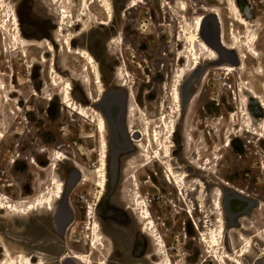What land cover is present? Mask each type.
Returning a JSON list of instances; mask_svg holds the SVG:
<instances>
[{
    "label": "rangeland",
    "instance_id": "374dc122",
    "mask_svg": "<svg viewBox=\"0 0 264 264\" xmlns=\"http://www.w3.org/2000/svg\"><path fill=\"white\" fill-rule=\"evenodd\" d=\"M3 1L13 10L16 9L24 39L34 47H27V57H23L21 50L12 51L13 14L10 9L0 6V133L5 136L0 141V194L9 197L6 202H10L11 205L19 203V208L22 209L27 206L22 205V201L34 202L49 190H53L54 177L66 182L69 173L75 171V166L64 158L61 161L56 160L57 153H61L63 157H71L65 153L64 142L69 144V150L78 157L76 161L84 166L86 182L79 183L72 193L75 219L67 229L63 228L64 235L58 233L52 224L54 209L48 211L41 208L26 215L1 210L0 206V264L7 261L5 255L7 250H10L14 257L18 254L29 256L36 264L41 261L45 264H69L71 262L64 260L63 257L69 255L70 250H79L77 247L79 245H68L80 242V239L90 240L92 237L88 230L90 222L103 223V232L107 237L111 236L112 230L110 219L101 213L102 209L99 212L93 210L96 209L93 203L97 204L99 200L97 208L98 205L103 207L102 201L108 197L103 193V195L97 193L99 188L94 190L84 185L92 182L95 177L93 161L97 155L93 151V142L90 138L95 130L92 123L95 117L82 119L66 108L60 95L61 85L54 86L50 72L53 60L58 74L66 80H72L74 100L84 107L95 109L96 104L85 99L81 81H73V78L85 77L87 63L78 55L67 54L60 44L54 45L57 52L52 55L47 53L45 46L47 43H40L44 40L53 43L52 34L57 29V24L53 26V22L57 23V16H52L47 10L46 4L49 0ZM109 1L113 9V20L111 22L108 20V13L100 9L99 4L91 6L98 20H92L89 18L90 15L83 18L84 21L80 22V37L73 42V48L90 52L99 65L106 92H97L92 83L90 88L95 98L101 99L110 89L115 88V83L121 84L122 81L117 77L124 82L130 81L131 86L133 79L136 78L139 87H148L147 91L150 92V85L145 84L149 79L144 75L148 72V63L158 62L164 70V75H161L159 80L162 88H159L155 95L152 92L146 95L144 101L139 100L138 105L143 110L142 113H133L131 121L129 118L128 121L133 130L144 132L149 128L153 133L154 130L161 129L162 137L167 138L171 121L175 120L172 157L178 164L175 166V172L188 175L186 186L182 189L186 193L168 182L164 164L166 161L162 160L163 157L160 160L158 156L160 161L158 164L164 172L163 187L161 180L155 182L161 190L160 193L148 183V195L145 197L157 203L156 206L150 205L156 207L154 218L156 221L158 219V227L165 239V249L177 264H217L215 258L218 255L236 257L237 253L244 249L243 239L250 238L253 241L252 248L242 258V262L264 264V257L263 260H258L259 253L255 249L258 243H262L264 247L262 234L264 228H254L258 221L257 213L261 211L252 213L253 216L248 222L249 226L253 227L247 231L238 232L225 228L221 244L227 241L230 243L232 251L228 253L212 248L208 241H201L200 232L193 230V222H197L204 233H208L209 229L217 231L218 225L215 220L219 218L220 210L215 202L221 200V212L224 215L223 201L229 191L224 182L247 193L258 194L257 199L264 204V142L260 141L258 136L245 132L247 110L254 120L255 133H261V123L264 122L262 100L253 94L256 92L264 100V0H236L244 19L250 24L249 27H243L237 22L229 0H168L167 6L164 0H143L144 4L139 6H142V9L137 10L129 9L132 0ZM145 1L148 5L143 6ZM161 3L165 6L162 11L168 14L170 21L167 23L161 19L156 21L155 24L165 25L155 30L151 21H146L144 15L156 12L162 14L159 10ZM74 4L76 15V12L84 9L85 5L81 0H74ZM183 5L186 7L185 11L182 10ZM213 11L218 12L223 21V33L228 45L238 47L237 51L233 52L248 59H244L242 68H239L238 64L230 65L229 67L234 66L235 71L228 75L221 70L223 64L220 57L216 61H211L210 56L200 50L202 61L199 62L198 68L181 80V105L178 108L172 99V88L177 81L178 70L193 64L190 60H180L181 53L187 54L185 38L191 33V26L196 19L203 17L205 25L201 29V37L207 39V36L211 35L215 39ZM128 13L141 14L137 26L139 31H132L130 23L121 17ZM104 22H109V26L99 25ZM36 24L41 26L37 28ZM151 32L154 39L158 35L161 41L172 42L174 35L179 39L178 43L171 44L172 52L162 51L168 56L164 57V61L157 60V57L162 56L161 53H134L130 50V46L139 44L133 43V38L140 42ZM38 36L42 37L39 39ZM139 38L141 40H138ZM237 38H243L245 46L251 44L255 38L256 46L253 45L255 49L257 48L258 56L243 48L241 42L237 43ZM216 41L209 42L215 44ZM114 78L116 79L113 80ZM1 83H4V89H1ZM122 88L126 89L127 86ZM73 91H80V98L76 97ZM144 119L149 121L150 125L147 128ZM146 138L142 134V141L139 144L149 146L150 155L144 157L138 148L134 155L137 162L133 165L137 170L129 168L130 170L126 172L123 188L128 193L124 196V200L130 201L128 204L133 200L130 191L134 189L130 175L140 177V161L142 163L150 161V165H156L157 162L154 155L157 142L153 141L152 134ZM230 140L234 142L232 146L226 148ZM180 143H184V146H180ZM31 159L35 160L36 165L30 162ZM178 166L180 169L176 168ZM197 167H204L205 171H199ZM95 173L97 174V171ZM97 181L98 179L95 184ZM197 181L205 185L202 191L197 186ZM87 189L90 190V195L87 194ZM68 193L69 190L65 195ZM87 199L94 201L89 203L92 210L85 218L80 215L79 208L80 201L86 202ZM59 200L57 199V202ZM261 207L264 209V206ZM190 210L194 217L188 215L187 212ZM68 214L67 210H64L61 217L65 218ZM129 217L127 212L117 216L118 220L125 224L130 221ZM32 221L36 222L37 231H42L37 232L34 238L30 229ZM43 221L46 224H43ZM125 233L133 237L138 231L129 227ZM256 234L262 235L260 239H254ZM164 239L162 237L163 242ZM101 261L109 264V252L106 257L99 258V262Z\"/></svg>",
    "mask_w": 264,
    "mask_h": 264
},
{
    "label": "flooded vegetation",
    "instance_id": "af4514ba",
    "mask_svg": "<svg viewBox=\"0 0 264 264\" xmlns=\"http://www.w3.org/2000/svg\"><path fill=\"white\" fill-rule=\"evenodd\" d=\"M167 2V4L169 5L168 0H165ZM48 4H50L51 6H49ZM48 4H46L47 6V10L49 11V13L52 16H57V23L53 22V26H56L57 24V29L55 32H53V43L48 41V40H44L41 41L40 43H49L51 44L55 51L56 48L54 45H59L62 47V44L58 41L59 37H63L68 35V32L72 33V35L75 37V39L73 40V42L80 37V23H77V25H75V27H73V29H71V31L64 29V32L66 31L67 33H63L62 32V17L60 14L61 8L59 6V4L57 3H53L52 1L48 2ZM148 5V2L145 1V5ZM159 10H163V8L165 6L161 4H159ZM167 6V5H166ZM137 9H142V6ZM14 12L17 14L16 9H14ZM168 14L164 13L162 11V14H158L156 13H147L144 15V17L146 18V21H151L152 26L155 28V30H158V28L160 27H164V23H167V21H170L169 16H167ZM18 16V14H17ZM121 17L123 19H125L126 21H128L130 23V26L132 27L131 30H135V31H139L140 29L137 27L139 24V20L141 17V14H131L128 13L127 15L123 14L121 15ZM163 20L164 23H158L155 24L156 21L159 20ZM20 24V21H19ZM71 25V24H70ZM41 25L36 24V27H40ZM50 29H53L52 26H49ZM20 31L22 33V37L24 38L22 29H21V25H20ZM174 33H176V31H174ZM148 37H145L143 40H141V38H139V41H135L133 38V43H139L138 45L133 44L132 46H130V50L134 53H161L162 56L157 57V60H162L164 61V57H168L167 54L162 53V51H167V52H172L171 50V44H174L175 42H179V39L176 37V35H174V39L173 41H161L160 36H155V39L152 37L153 33H148L147 34ZM42 36H38V38L40 39ZM130 37H134L132 35H130ZM207 39L211 42H213L214 40H217V42H219V38H213L211 35L207 36ZM228 50L230 52H225V50H223L224 52H222V55L220 58V62H222L223 66L222 67H229L230 65H239V68L243 67V64H241L238 60V57H242L240 54L238 53H234L231 48L230 45H228ZM75 50V49H74ZM78 51H80V49H77ZM57 52V51H56ZM236 52V51H235ZM169 60V58H168ZM229 62V63H228ZM55 64V63H54ZM98 65V63H97ZM148 72L144 73V75L149 79L148 81L145 82L146 85H150V92L147 91L148 87H144L141 88L139 87V82H136V78L133 79L132 83L133 86L131 88V92L134 95V102H136L138 104V101L145 98L146 95H148L149 93L152 92V94H156L159 91V88H162L159 85V80L161 79V75H164V70L162 69V67L160 66V64L157 62L155 64H151L148 63ZM232 68L234 66H231ZM67 69V68H66ZM234 69V68H233ZM98 71L100 74V78H101V82L104 88V92H106L105 89V81L101 75L100 72V68L98 65ZM150 73V74H148ZM76 76V75H75ZM117 77V75H116ZM95 78H92L93 84L95 83L94 81ZM116 78H114L113 80H115ZM117 79L119 81H122L121 84L119 83H115V88L110 89V91H108L105 95H103V97L100 98H95L93 93L90 92V95H92L90 97V95L88 94L90 89H88L87 87H85L82 84V80L80 77H76L75 79L73 78V81H77L80 82L81 81V86L83 87V93L85 95V99L89 102H91L92 104H96L95 109L93 108H88V107H84L81 104L77 103L74 98H73V94H72V98L74 100V102L76 104H78V106H82L85 109H92L93 112L95 113V116L97 115H101L104 119L105 122V128H106V144H107V149H106V172H107V180L105 183V188L100 191L99 189H97L98 187L96 186L95 182L97 180L96 177V171L98 170V167L101 165V161H102V157H103V153L104 150L101 146V141H100V134L97 132L95 125H94V133L92 136H90V138L92 139L93 142V151L96 153L97 158L95 159V161H93V165H94V180L90 183L84 184L87 188H93L94 190H99L97 191V193H103L104 196L106 195L108 198L105 199L104 201H102L103 203V207H101L100 205H98L97 208V204H99V200H97V204L93 203V199H87L86 202L80 201V215H83V217L87 218L89 215L88 213L90 212V210H92L91 206L89 205L90 202L93 203V206L95 205L97 212H99L101 209V213L105 216L107 215L110 219V226L112 228L111 230V236L107 237L105 236L104 232H103V223L101 224L100 222H97L98 225L101 227V231L104 234L106 240H105V245L106 248L105 250L103 249L102 251L99 252H93L90 249V243L94 238L93 233L90 231V240H84V239H80V242H75V244H70L68 246L71 245H79L77 246L79 250L76 251H71L70 250V254L68 256H72V254L74 252L80 253V254H88L90 255V257L92 258V261L94 264H101L104 263V261L99 262V258H104L107 255V252H109V264H138V262L140 261L141 264H160L162 263L161 258L159 257V255L157 254V246H156V241L153 238V236L151 235V233H147L146 229L148 228L149 223L148 222H144L141 219V216L139 215V210L142 207H145L146 205V209L147 207H149L151 214L153 216V218L156 216V205L157 203H154L153 200H148L145 197L148 195V183H151L157 190L158 192L161 193V190L159 189V186H157V184L155 185L156 181L161 180V184H162V179L164 177V172L162 171V169H160V165L158 164V162H160L158 160V158L155 159L157 160V162L155 163L156 165L151 164L150 165V161H145V162H141L140 161V177L135 175L131 177V182H132V186L134 187V189L132 191H130L132 193L133 196V200L131 201V204H128V200H124V196H126V194H128L126 191H124V183H125V176H126V172H128L130 169H135L137 170V167H134V163L137 162L134 158V155L138 152V148L139 150L143 153V149L141 148L142 144L140 145L139 142L142 141V134L143 131H140L138 129H132L133 126H129V120L131 121L132 116L134 115L131 111V106H129V99H130V86L128 81H123L120 77H117ZM71 84H72V80L68 79ZM130 82V81H129ZM128 85V86H127ZM111 86V85H110ZM126 87L127 86V90L122 88V87ZM138 86V87H137ZM142 89H144V91H142ZM96 91L98 92V90L96 89ZM137 91V93H136ZM75 92L74 95L78 98H80V91ZM74 96V97H75ZM80 100V99H79ZM51 101V100H50ZM141 109V108H140ZM142 110V109H141ZM143 111V110H142ZM75 113V112H74ZM93 113V114H94ZM98 117V116H97ZM94 122V121H93ZM92 122V123H93ZM156 142V141H155ZM233 140H230L229 144L232 146L233 144ZM65 145L63 146L65 148V153H68L69 156H65L67 162H72L73 165L75 166V171H71L69 173V177L68 180L66 182H62L64 184V193L62 195V199L59 200L58 202L55 203L54 205V209L55 211L53 212V221L52 224H54V228L57 230L58 233H61L59 231V227L57 223H54V220L58 219V217H61V213L64 210H68L71 212V218L70 221L67 222L66 226L64 227L65 229H67L71 223L73 222L74 218H75V208L73 206L72 200H71V196L73 191L76 189L77 185L81 182H86V180L84 179L85 177V173L83 171L84 166L80 165L76 160L78 157H76L74 155V152L72 150H69L70 146L67 142H64ZM232 143V144H231ZM31 145H33V143H30ZM145 145V144H143ZM180 146H184V143H180ZM19 145L17 144L16 147H18ZM157 148H158V144H157ZM173 148V146H172ZM155 152V151H154ZM101 154V155H100ZM171 154H172V149H171ZM144 157H148V152L147 153H143ZM173 159V157H172ZM135 160V161H134ZM174 160V159H173ZM88 161V159H87ZM175 161V160H174ZM30 162L33 165H36V162L34 159H31ZM165 164V163H164ZM178 165L175 162V166ZM175 166H174V170H175ZM130 168V169H129ZM177 169H180V166L176 167ZM202 168L204 167H197V170L199 171H203ZM205 169V168H204ZM165 170H166V166H165ZM78 174V175H77ZM178 176H181L182 174H185L186 177H188V175L186 173H176ZM199 181L196 182V184H198ZM201 182V181H200ZM225 186H228L229 191L225 194L224 197V201H223V211H224V215L223 213L220 211V216L219 218H221L223 220V223H221V225L217 224L218 219L215 220V223L218 225L217 231L220 230V227H223L222 232L223 234H225V228L229 229V230H233V231H247L249 229H251L253 226H249L250 222H248V220L250 219V217L253 216V212L254 211H261V213H257L256 218L258 219V221L256 222V226L254 228H258V229H262L264 228V209H262L261 205L264 206L263 203L260 202L259 199H257L259 197L258 194H250L247 193L244 190H240L238 188H235L234 186H231L229 183L224 182ZM198 186V185H197ZM71 187V188H70ZM161 187H163V184L161 185ZM69 190V193L66 194V191ZM87 194L90 195L91 192L90 190H86ZM102 194V195H103ZM140 200V202H143L144 204L141 203V206L138 205L137 201ZM93 200V201H92ZM84 203H86L84 205ZM150 204H155L154 205H150ZM128 213L130 215V221L125 224L124 222L118 220L117 216L119 214H123V213ZM202 212V211H201ZM74 214V215H73ZM156 218V217H155ZM154 221L156 223V227L158 229V234L160 236L163 237L164 236L161 232V230L158 227V219L157 221ZM193 219V218H191ZM220 220V219H219ZM95 221H92L89 223L91 228V225L94 224ZM43 224H46L45 221H43ZM197 226H196V225ZM132 228L134 230H137L138 233L135 236H127L125 233V230L127 228ZM209 227V226H208ZM201 226L197 223V222H193V230L200 232L199 236L201 238V241H203L202 239V235H209L211 234V231L209 229L208 233H204L203 231H201ZM30 229L32 231L33 234V238L35 237L37 232H41L42 231H37L36 229V222L32 221V224L30 226ZM63 229V235H64V230ZM89 230V229H88ZM45 234V233H43ZM260 234V233H259ZM262 234H264V232H262ZM62 235V234H61ZM262 235H258L256 234L254 236V239H260ZM224 237V235H223ZM222 237V238H223ZM246 241H250L251 242V247L252 248V239L250 238H244L243 239V245H244V249L247 247L246 245ZM220 250H224L226 251V253L232 251V248L230 247V243L225 242V244H221L220 242ZM165 239H164V253L168 255L173 264H177L176 261L168 254L167 250L165 249ZM243 249V250H244ZM249 249V250H250ZM255 249L257 251V253H259V258L258 260H263L264 257V247H262V243H258L255 246ZM248 250V253H249ZM98 253V254H97ZM240 253V252H238ZM238 253L236 255V257L238 256ZM247 253V254H248ZM95 255V257H94ZM226 257H229L226 255H223ZM94 257V258H93ZM235 258V257H234ZM70 262L73 263H69V264H81L78 261L72 260L71 259H67ZM98 262H97V261ZM75 262V263H74ZM35 263V262H34ZM106 264V263H104ZM166 264V262H165Z\"/></svg>",
    "mask_w": 264,
    "mask_h": 264
},
{
    "label": "bare ground",
    "instance_id": "6f19581e",
    "mask_svg": "<svg viewBox=\"0 0 264 264\" xmlns=\"http://www.w3.org/2000/svg\"><path fill=\"white\" fill-rule=\"evenodd\" d=\"M2 2H0V6L2 7H6L8 9H10L12 11V25H13V33L11 36V40L13 42L14 47L12 48L16 51L21 50L23 53V57H27V47H34V45H31L30 42H28L27 40H25L22 37V33L20 31V24H19V18L17 16V14L14 12V10L7 5V3L3 0H1ZM53 3H57L59 4L61 11V17H62V32L64 33V29H67L69 31H71V29H73V27H75V25H77V23H80L81 21H84V17L89 16V18H91L92 20H98V17L93 14L92 12V7L93 5L99 4V8L103 9L105 12L108 13V20L111 22V20H113V9H112V5L110 3L109 0H81L82 4L85 5L84 9H80V12H76V15H74V8H75V4H74V0H50V2ZM165 1V0H164ZM216 1H222V0H216ZM166 5L167 2L165 1ZM141 4H144L143 0H132L131 4L129 6V9H136L138 8ZM229 4L231 5V10L233 15L236 17L237 22L242 25L243 27H249V22L247 20L244 19L242 13L240 12L238 6L236 5V0H229ZM182 10H186L185 5L182 6ZM215 15H213V17L215 18V23L220 31V36L219 38V46L222 48V50H225V52H230L228 50V43L224 37V25H223V21L219 15L218 12H214ZM212 17V18H213ZM203 17H198L195 21V23L191 26V33L187 34L186 38H185V43L187 46V54L181 53L180 56V60L184 59V60H190L192 61V65H188L185 67H181L178 70V74L176 76L177 81L176 83H174L173 88H172V99L173 102L177 105L178 108H180L181 105V80L184 79L188 73L196 70L198 68L199 62L202 61V57L200 56V50L201 51H205L209 56H210V60L211 61H216L218 59V55L217 53L211 49L206 42H204V40H202L201 37V29L203 26ZM213 20V19H212ZM8 23V22H6ZM71 24V25H70ZM99 25L102 26H109V22H104V23H100ZM6 26V24H5ZM8 27V26H7ZM232 29V28H231ZM8 30V29H7ZM3 31L4 28H3ZM250 36V35H249ZM75 39V37L72 35V33L68 32V35L63 36V37H59L58 41L63 45V50H65L67 52V54L70 55H78L79 57H81L86 63H87V69H86V75L85 77H81L82 80V84L87 87L88 89H90L89 91V95L90 92H92V88L91 85L93 83L92 78H95L94 81V86L95 88L98 90L99 93H103L104 88L101 82V78H100V74L98 71V65L96 60L94 59V57L91 55L90 52L88 51H78V50H74L73 48V40ZM243 38H237V43H242V47L246 48L247 50H249V52H251L254 56H258V53L256 51V49L254 48L255 44V38L252 41L251 44H244ZM216 41V40H215ZM250 41V40H249ZM248 41V42H249ZM217 42V41H216ZM120 44V41H119ZM46 46V50L47 53L55 55L56 51L54 49V47L47 43L45 44ZM241 46V45H240ZM256 46V44H255ZM23 48V49H22ZM234 51H237L238 47L234 46L231 48ZM224 52V51H223ZM46 58V57H45ZM222 58V57H221ZM239 58V62L241 64H244V59H248L246 56H242V57H238ZM45 62V60H44ZM53 60L51 61V65H50V72H51V78L54 80V86H59L60 89V95L62 98V102L63 105L70 109L72 112H75V114L79 117L86 118L89 116H93L94 118V122L93 124L95 125V128L97 130V132L100 134V143L101 146L104 150L103 153V157H102V161H101V165L98 167L97 170V184L96 186L100 189L103 190L105 188V183L107 180V172H106V149H107V144H106V128H105V122L104 119L101 115H97L95 116V113L93 112L92 109H85L82 106H78V104H76L72 98V84L69 80L64 79L63 77H61L57 70H56V66L54 64ZM229 63V62H228ZM246 63V61H245ZM124 67L126 68L125 64ZM221 70L225 71L226 73H228V75H230L231 73H233L235 70L232 67H223L221 68ZM1 73V72H0ZM128 75V74H127ZM85 78V79H84ZM129 78V77H128ZM128 86V85H127ZM129 86H130V99H129V106H131V111L132 113H142V110L140 109L139 105L134 102V95L131 92V83L129 82ZM5 85L4 83H1V89H4ZM57 88V87H56ZM58 90V89H55ZM1 93V92H0ZM58 94V93H57ZM253 94L255 95V97L257 99H261L262 100V105L264 106V100L263 98L259 97V95L256 92H253ZM92 95H90L91 97ZM7 97V96H6ZM247 112V117H248V121L246 122L247 124V129L245 130L246 133L251 134V135H256L260 138V141L264 142V122L261 123V133H255L256 129L254 128V120L252 119L251 115L249 114L248 110ZM94 113V114H93ZM244 113V112H243ZM14 114V113H13ZM144 115V114H143ZM165 118V117H163ZM92 119V118H91ZM163 121V119H162ZM239 122V121H238ZM144 124L146 125V128L148 127L149 121L147 119H144ZM167 125V124H166ZM151 127V126H150ZM168 127V125H167ZM161 128V127H160ZM150 129L147 128L146 131L143 132L144 136H146L147 138L150 137V135L152 134V138L154 139L153 141H156L158 144V148L155 150L154 155L157 157L159 156L160 160L161 157H163L162 160L166 161L165 162V166H166V172L168 175V182H170L172 185L175 186V188L180 189L182 192H184L182 189H184V187L186 186V175L182 174L181 176H178L174 170V166H175V161L172 159V154H171V149L173 146V142H172V136L175 133L176 130V124H175V120L171 121V126H170V131L168 133V137L164 138L163 136V131L161 129H156L152 132L149 131ZM4 132V131H3ZM244 132V133H245ZM166 136V135H164ZM162 137V138H161ZM5 136L0 133V141L2 139H4ZM146 138V139H147ZM151 139V138H150ZM148 139V140H150ZM151 142V141H150ZM151 144V143H150ZM153 144V143H152ZM232 144V143H231ZM231 145L228 144L226 145V148H229ZM141 148L143 149V153H147L149 154V149L150 147L147 145H143L141 146ZM57 158L56 160L59 159V161L66 159L65 156L63 157L61 153H57ZM101 155V154H100ZM55 165V164H54ZM54 168V167H53ZM203 171H205L204 168H202ZM78 175V174H77ZM52 184L54 186L53 190H49V192H47L45 195H43L42 197L38 198L37 200H35L34 202H24L22 201V205H27L25 207H23L22 209L19 208V203L16 205H11V203L6 202L8 201L10 198L6 197V196H0V202H1V210H8L11 211L13 213L16 214H26L29 213L31 211H35L37 209H41V208H46L48 211H51L54 209L55 203L57 202V199H62V195L64 193V184L59 181L57 178H53L52 180ZM198 187L199 189L202 191L205 187V185L203 184V182H198ZM71 188V187H70ZM186 190V189H185ZM188 190V189H187ZM181 193V192H180ZM179 193V194H180ZM186 193V192H184ZM200 194V193H199ZM181 195H183L181 193ZM202 196V195H201ZM186 198V197H185ZM141 199H139L137 201L138 205L141 206V203L144 204L143 202H140ZM202 200V199H201ZM217 208L221 211V200H218L215 202ZM200 204H202L200 202ZM205 205V204H204ZM263 206V205H262ZM146 207V205H145ZM145 207H142L139 210V215L141 216V219L145 222H148V228L146 229L147 233H151V235L153 236V238L156 241V246H157V254L159 255V257L161 258L162 263L160 264H173L171 258L166 255L163 254L164 253V242L162 241V237H160V235L158 234V230L156 227V223L154 221V218L151 214V211L149 209V207H147V209ZM203 208V207H202ZM205 208V207H204ZM203 208V209H204ZM190 209V206H189ZM55 211V209L53 210V212ZM67 212L69 213V217L71 218V212L68 210L67 207ZM203 212V211H202ZM188 215H190L191 217L193 216V212L190 210L187 212ZM27 215V214H26ZM74 215V214H73ZM75 216V215H74ZM194 217V216H193ZM75 219V218H74ZM220 219V220H219ZM54 223L58 224V227H60V220L59 217L58 219L54 220ZM73 223V222H72ZM221 223H223V220L221 218H218L217 224L221 225ZM197 226V225H196ZM89 231H91L94 235L93 240L90 243V249L93 252H99L102 251L103 249L105 250L106 245H105V236L101 231V227L98 225L97 222H95L94 224L91 225V228H88ZM223 227H220L219 231L214 232L213 230L211 231V234L209 235H202V239L203 241H208L207 243L215 249H220L221 245V239L223 237V232H222ZM61 234H63V231L60 230ZM246 245L247 247L241 251L240 253H238V256L235 258H231L226 257V256H217V258H215V261L217 264H244L242 262V258H244L246 256V254L248 253V250L251 247V242L250 241H246ZM215 251V250H214ZM98 254V253H97ZM5 255L7 258V261H5L3 264H36L34 263L31 258L29 256H26L24 254H18L17 257H14L12 255V253L10 252V250L5 251ZM226 255V254H225ZM95 257V255H94ZM93 257V258H94ZM64 260L67 259H71L78 261L81 264H94L92 261V258L90 257V255L88 254H80L77 252H74L72 254V256H66L63 257ZM73 263V262H71ZM75 263V262H74ZM39 264H45L44 261H41V263ZM104 264V263H101Z\"/></svg>",
    "mask_w": 264,
    "mask_h": 264
},
{
    "label": "water",
    "instance_id": "95a60500",
    "mask_svg": "<svg viewBox=\"0 0 264 264\" xmlns=\"http://www.w3.org/2000/svg\"><path fill=\"white\" fill-rule=\"evenodd\" d=\"M204 25H205V23H203V26H202V29H203V27H204ZM213 26H214V33H215V36H216V38H218L219 36H220V31H219V29H218V27H217V25H216V23H215V18L213 17ZM202 39L204 40V42H206L207 43V45L211 48V49H213L216 53H217V55L221 58V55H222V52H223V50H222V48L219 46V42H216L215 44H213V43H210L205 37H202ZM59 220H60V230H62L63 231V228H64V226L67 224V222L68 221H70V217H69V214L67 215V216H65V218H62V217H59Z\"/></svg>",
    "mask_w": 264,
    "mask_h": 264
}]
</instances>
